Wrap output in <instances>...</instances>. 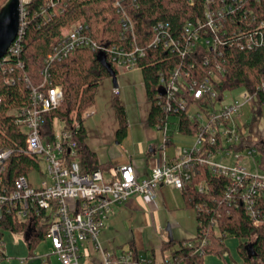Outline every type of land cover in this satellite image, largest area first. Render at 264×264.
Returning a JSON list of instances; mask_svg holds the SVG:
<instances>
[{"label": "built area", "instance_id": "1", "mask_svg": "<svg viewBox=\"0 0 264 264\" xmlns=\"http://www.w3.org/2000/svg\"><path fill=\"white\" fill-rule=\"evenodd\" d=\"M23 3L18 10L17 34L1 60L20 51L25 27ZM113 5L120 13V34L129 36V46L100 45L87 32L86 23H73L46 53L40 83L30 88L31 104L9 111L25 135L24 152L34 155L37 166L41 159L46 167L44 177L36 186L31 185L27 175H19L11 191L0 192V216L3 208L13 210L17 220L27 222L33 231L35 218L47 223L43 240L49 243L48 251L32 252L28 256L30 261L39 260V264H82L86 243L99 246L97 233L114 204L125 203L132 193L153 199L156 189L164 185L182 190L192 180L198 166L228 180L227 199L241 204L254 225H260L264 219V124L260 114H256V109L261 110L264 104V73H260L254 91L238 87L237 97L229 95L232 89L219 87V75L225 70L221 46L232 36H228L225 24L238 12L240 3L236 1L208 0L201 16L183 23L178 37L169 32L167 22L159 20L152 25L149 46L176 51L181 58L190 56V61L185 66H174L167 73H158L156 103L168 114L162 124L155 125L161 137L153 148L151 146L155 157L149 176L139 178L131 162L120 166L117 174L109 178L102 177L99 169L81 171L77 142L73 138L78 123L72 129L60 127L53 135L42 132L41 113L57 107L63 97L62 86L51 82L49 65L53 62L62 60L76 48H89L108 53L116 68L124 71L139 68L136 62L144 56L145 50L135 42L133 24L121 0L114 1ZM247 12L251 18L247 26L253 28L245 32L237 27L238 33L233 37L241 49L264 43V20L255 26L256 15L251 9ZM196 61L207 66L204 72L197 69ZM112 92H119L117 86ZM182 119L186 121L183 130ZM173 134L189 136V140L174 147L169 156L166 145L172 142ZM9 154L8 149H0V171ZM194 187L203 192L208 186L201 180ZM131 256L129 248L117 256L111 252L102 255L104 264H137L130 260Z\"/></svg>", "mask_w": 264, "mask_h": 264}, {"label": "trees", "instance_id": "2", "mask_svg": "<svg viewBox=\"0 0 264 264\" xmlns=\"http://www.w3.org/2000/svg\"><path fill=\"white\" fill-rule=\"evenodd\" d=\"M114 1L28 0L23 3L25 27L20 39V51L17 55L10 54L5 60L0 59V149L6 148L10 152L4 160V169L0 171V192L11 191L17 176L27 175L37 167L34 155L24 152L25 135L9 111L31 104L30 88L40 83L44 57L55 39L73 23L80 21L87 24V32L98 44L129 46V36L120 34L122 22L120 13L113 5ZM207 1L192 0L190 4V0H121L132 21L135 42L145 50L144 56L136 63L142 72L145 94L150 103V125L162 124L168 114L156 103L159 71L167 73L174 66H185L190 61V56L181 58L176 51L149 46L152 25L159 20L167 22L169 32L173 37H178L183 23L187 19L195 21L201 16ZM233 1L240 3V6L238 12L229 17L225 24L228 36L232 35V38H228L229 42L221 46L225 70L219 75V87H244L252 92L256 89L260 73H264V43L251 49H241L236 46L233 37L238 33L237 27L245 32L253 28L247 26L251 20L247 9L256 15L255 26L258 21L264 20V0H259V3L255 0H228ZM4 2L0 0V7ZM98 53L89 48H76L62 60L49 65L51 82L62 86L63 97L57 107L41 113V130L44 134H54L56 121L61 123L62 129H72L76 123L79 124L73 138L77 142V156L83 172L102 167V164L97 163L95 153L84 142L86 135L82 126L83 114L94 102L98 83L110 77L108 68L97 57ZM102 53L116 74V66L110 55L105 51ZM195 66L203 72L207 68L201 61H196ZM258 95L261 100V94ZM113 107L118 122L115 135L117 140H121L127 129L124 106L115 97ZM256 114H260L259 107ZM185 124L186 121L182 119V130L186 129ZM189 131H192L191 128ZM193 173L192 180L184 185L181 192L186 205L195 211L196 233L184 240L170 239L162 244V248L171 250V260L167 264H203V256L208 253L223 257L227 251L224 243L227 235L238 238L237 251L242 264H264V219L260 225H254L241 204L227 199L225 185L228 180L224 176L212 175L207 168L199 166ZM201 180L206 181L208 186L203 192L194 187ZM33 222L34 231L28 243L29 248H34L47 231L46 222L40 223L37 218ZM27 225V222L17 220L13 210L3 208L0 216V247L4 231L22 232ZM188 242L191 244L188 245ZM129 249L132 253L130 260L146 264L140 261L133 246L130 245ZM4 257L0 251V262Z\"/></svg>", "mask_w": 264, "mask_h": 264}, {"label": "crops", "instance_id": "3", "mask_svg": "<svg viewBox=\"0 0 264 264\" xmlns=\"http://www.w3.org/2000/svg\"><path fill=\"white\" fill-rule=\"evenodd\" d=\"M126 71H130V74L133 75L132 85L133 88L137 87L135 91L140 112L136 114L131 109L128 101H123L127 120L125 137L121 140L116 139L115 132L118 122L115 114H113L112 119L110 118L111 116L109 117L110 122L107 125L109 130L106 131V134L99 133L90 136L87 134L84 122H82L86 135L84 142L95 153L97 163L102 164L99 170L104 178L114 177L119 167L127 162L133 164L139 178L149 176L155 157L152 153V148L161 137L160 132L157 135L153 131V127L156 129L155 125L148 123L150 103L145 94L141 70L134 68ZM135 71H139L141 76L135 78ZM117 85L116 80V85L113 84V87ZM139 85L142 87V92L139 91ZM122 87H128V85L122 84ZM113 96V99L117 97L116 94ZM142 96L146 98L147 102L145 104L148 103V108L141 112L142 104L144 103L141 100ZM95 112L96 108L92 104L84 116L89 117ZM137 128H144L145 132L144 136H139L135 140V144H138L139 148L136 145V149L133 151L126 148L121 150L120 146L123 143L130 144L129 138L131 140L134 139L133 135L135 136L138 131ZM142 144H144V147ZM169 145L166 146L171 148ZM173 151L174 149L172 153ZM186 209L188 210V207L183 199L181 189L179 190L171 186L164 185L158 187L153 199L137 193L130 194L125 203H116L112 206L108 217L97 233L99 246L96 247L94 243L89 241L86 243L84 247V262L86 264H104L102 257L104 252H111L117 256L131 245L136 249L141 261L144 260L143 262H146V264H162L164 257L162 244L170 239H174L172 234V232L174 233L173 227ZM192 210L194 211V209Z\"/></svg>", "mask_w": 264, "mask_h": 264}, {"label": "rangeland", "instance_id": "4", "mask_svg": "<svg viewBox=\"0 0 264 264\" xmlns=\"http://www.w3.org/2000/svg\"><path fill=\"white\" fill-rule=\"evenodd\" d=\"M24 1V0H23ZM140 75L139 71H135V78H138ZM116 80H117V93L112 92L113 83L112 78H103L95 91L94 95V102L93 105L96 108V112L89 117H85L83 114V122L84 126L86 128L87 134L90 136L96 135V134H106L109 129L107 128L108 123L110 122V118H113L114 107H113V95H117L121 103L123 104L124 100H127L131 109L138 114L140 112L139 102L137 101L136 96V88H133V75L130 74V71H124L121 68H116V74H115ZM122 84H127L128 87H122ZM139 91L142 92V87L139 85ZM126 90V92H125ZM240 92V89H233L229 93L231 97H237L238 93ZM126 94V96H124ZM127 97V98H125ZM142 101L144 103L142 104V109L146 110L147 102L146 98L142 96ZM149 106V105H148ZM111 116V117H110ZM260 116L262 118L263 124H264V104L261 106L260 110ZM110 117V118H109ZM175 118H171V121H174ZM61 123L58 121L55 123V131L58 132L60 129ZM170 127H174V125H170ZM137 132L135 136L133 135V140L129 138V143L126 142L123 143L122 146H120V149H128L130 151H133L139 146L138 144H135L136 138L139 136H144V128H137ZM153 131L158 135L159 131L153 127ZM151 137V136H150ZM184 137V138H183ZM142 139V138H141ZM140 139V140H141ZM191 139V138H190ZM189 140V136H180L177 134H173L171 139V148H166V153L170 155L172 153V150L174 147H178V145H184L185 142ZM144 147V144H142ZM139 148V147H138ZM38 165L34 171L27 174V177L31 185L36 186L38 182L44 177L45 174V167L46 164L41 159L38 161ZM188 210L186 209L181 216L179 217L178 221H176V224L173 227L174 233L173 237L175 240H184L189 238L190 236H194L196 232V215L195 211L192 210L189 206ZM32 232L33 227L27 225L24 231L22 232H12V231H4L3 232V242L0 247V251H2L5 255V257L1 260L0 264H39V260H32L28 259L29 253L31 252H39L41 254H44L48 251L49 243L43 239H39L36 243V245L31 248L28 247V243L32 239ZM225 246L227 247L226 253L222 256L216 254V253H208L203 256V264H242V258L239 255L237 251V245L239 243L238 238L235 236L227 235L224 240ZM173 248V247H172ZM171 248V249H172ZM163 251V260L162 264H167L171 260V250L170 249H162ZM84 255V254H83ZM143 255V254H141ZM26 259V260H23ZM53 262H55V259H51ZM82 264H86L84 262V258L82 260Z\"/></svg>", "mask_w": 264, "mask_h": 264}, {"label": "water", "instance_id": "5", "mask_svg": "<svg viewBox=\"0 0 264 264\" xmlns=\"http://www.w3.org/2000/svg\"><path fill=\"white\" fill-rule=\"evenodd\" d=\"M23 0H5L0 7V58L6 54L10 43L14 40L18 25L19 11ZM97 57L105 64L110 72L113 84L116 85V77L110 64L105 61L104 54L99 52Z\"/></svg>", "mask_w": 264, "mask_h": 264}]
</instances>
